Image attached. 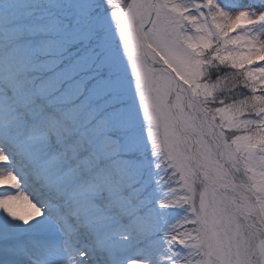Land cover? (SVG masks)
Segmentation results:
<instances>
[{
	"label": "snow or ice",
	"instance_id": "1",
	"mask_svg": "<svg viewBox=\"0 0 264 264\" xmlns=\"http://www.w3.org/2000/svg\"><path fill=\"white\" fill-rule=\"evenodd\" d=\"M0 264H264V0H0Z\"/></svg>",
	"mask_w": 264,
	"mask_h": 264
},
{
	"label": "bare ground",
	"instance_id": "2",
	"mask_svg": "<svg viewBox=\"0 0 264 264\" xmlns=\"http://www.w3.org/2000/svg\"><path fill=\"white\" fill-rule=\"evenodd\" d=\"M21 209H22V210H26V209H28V205H27L26 203L22 204V205H21Z\"/></svg>",
	"mask_w": 264,
	"mask_h": 264
}]
</instances>
